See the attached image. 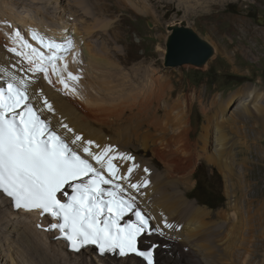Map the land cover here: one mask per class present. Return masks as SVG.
<instances>
[{
  "label": "rangeland",
  "instance_id": "obj_1",
  "mask_svg": "<svg viewBox=\"0 0 264 264\" xmlns=\"http://www.w3.org/2000/svg\"><path fill=\"white\" fill-rule=\"evenodd\" d=\"M0 9L7 11H0L2 29L14 36L17 26L12 20L19 16L18 26L23 21L27 31L18 27L21 37L36 44L42 54L49 50L33 40L30 31L49 42L64 43V38L41 33L60 30L59 23L64 21L70 31L98 44L99 66L91 71L90 84L114 106L125 97L133 100H128L132 105L123 108L119 121L111 120L102 127L101 135L118 139L122 149L138 160L134 175L142 172V160H152V166L163 172L155 151L170 154L176 161L183 159L186 181L179 184L173 170L169 187L183 189L198 214L186 207L171 216L180 220L190 238L188 243L169 241L173 257H179L181 264H264V0H0ZM24 23L37 28H27ZM176 24L191 28L213 47L214 55L202 68L164 66L168 27ZM43 25L47 28L40 29ZM73 33L68 40L82 52L72 40ZM150 81L154 89L165 92L152 109H156L163 129L141 121L145 115L133 104L137 99L134 94L142 93L138 96L142 98L152 86ZM250 87L255 90L242 108L239 103ZM226 101L230 105L225 106ZM165 108L173 114L171 123L165 122ZM180 113L190 120L187 138L180 137L182 127L174 122ZM215 127L221 130L217 138H227L224 159L214 151ZM132 133L135 138L129 140ZM202 133L209 145L206 152H201L198 144ZM150 181L146 187L153 190ZM193 191L196 198L189 195ZM203 191L216 197L220 192L223 202L209 208L205 202H216L207 200ZM195 229L200 231L196 241L191 234ZM158 240L162 241L159 236ZM10 246L21 248L14 237L0 234V264H5L1 253L11 258L6 253ZM23 259L25 264H43Z\"/></svg>",
  "mask_w": 264,
  "mask_h": 264
},
{
  "label": "snow or ice",
  "instance_id": "obj_2",
  "mask_svg": "<svg viewBox=\"0 0 264 264\" xmlns=\"http://www.w3.org/2000/svg\"><path fill=\"white\" fill-rule=\"evenodd\" d=\"M30 35L42 48L48 49L49 54H42L29 45L18 30L14 37L19 38L23 48L30 49L32 55L15 47L8 51L23 57L28 63L27 71L33 75L43 73L49 83H52L49 79L51 67L63 88L74 92L57 69V61H64V71H67L66 55L71 50V40L56 43L39 37L34 31H30ZM67 79L79 81L80 77L67 72ZM43 104L54 113L46 99ZM61 127L73 132L66 124ZM73 136L71 144L81 142L83 156L52 130L50 121L41 118L30 102L26 78L12 76L6 87L0 83V199L10 198L16 209L50 214L57 222L50 224L48 230L58 229L60 238L66 239L75 251L95 245L101 255L118 251L120 256L134 254L147 264H153L152 251L140 250L137 241L142 234L155 230L149 219L136 209V197L128 191L130 188L138 192L148 181L142 184L130 181L132 172L138 167L135 163L124 175L119 174L113 163L117 159L134 161V157L116 153L111 146L95 153L90 149L99 146L93 141H84L75 133ZM120 180L127 182L128 187L117 183ZM129 213H134L136 223H121ZM164 227L170 225L165 222Z\"/></svg>",
  "mask_w": 264,
  "mask_h": 264
},
{
  "label": "bare ground",
  "instance_id": "obj_3",
  "mask_svg": "<svg viewBox=\"0 0 264 264\" xmlns=\"http://www.w3.org/2000/svg\"><path fill=\"white\" fill-rule=\"evenodd\" d=\"M4 6H6V3ZM9 7L7 9H9ZM14 8L15 7H13V9ZM13 9L11 11H13ZM0 11L4 10L0 9ZM0 14L2 13L0 12ZM12 21L17 26V28L19 27L18 29H21V31L24 32L25 29L22 27L23 21L21 26H18L21 23L19 16ZM24 24L27 28L35 29L37 27H35L34 24H40V22H35L32 26L26 25V23ZM59 24L60 30H56V32L54 31L51 33L42 30L41 33L46 34L51 38H55L56 36V38H61V40L62 38L68 40V36L73 33L69 30L71 26H69L66 21H64V24L62 22ZM17 28L12 31V33H15ZM39 28L46 29L47 26L43 25ZM73 31H75V29ZM9 33L10 32H7V30L5 29L3 30L0 26V79L2 81H8L12 76H16L17 79H20L22 77L26 78L28 81V94L30 96V101L34 104V107L39 111V114L42 116V118L50 121L52 130L58 132L80 155L83 156L82 149L80 148L81 142H77V144L75 145L71 144V140L74 138L73 133L82 136L84 141H93L94 145H98L99 147H92L90 149L95 153H99L103 148L111 146L116 150V153H125L134 157L132 153L130 154L129 151L122 149V144L118 139L114 140V138H112L111 136V138H108L109 136L103 137L101 135L102 127L110 125L109 121L111 120L113 122L119 121V116L124 112L123 108H130V105L132 104L129 102L133 100H129L125 97V100H127V103L129 104H125L124 102L126 101L123 100V103L118 106H114L111 103L106 102L103 93H101L98 88H95L90 84L88 80L90 78V73L91 71L94 72L93 68L99 66V58H97L98 55L96 54V51L98 49H95L96 45H98L97 43L95 45V43H92L89 39H86V37L84 38L82 36L83 34L79 35L77 32L73 33V36H75V38L72 40H74L75 43L79 47H81V57L83 59L82 63H84L85 61V67L81 70L69 68L66 72H63L61 74V76L65 78L66 82L75 89V91L72 92L63 88V86L59 83V76L56 78L49 77V79L52 81V83H49L48 80L44 78V75L42 73H36L33 75L31 72L27 71V61L23 60V57H18L14 53L8 51V49L15 47L18 51L27 53L30 56L32 55L31 51L30 49H24L20 42V39L15 38L11 33ZM27 43L40 52V48L36 44H32L31 42ZM33 59L36 60L37 63L39 62L38 59L34 56ZM107 63L108 62H106V64ZM67 72L78 75L80 77L79 81L68 80ZM5 73H7V75H5ZM150 82L152 83V86L150 85V88L145 91L144 96H141L142 98L139 99L138 97L142 94L141 92L140 95H138L139 92L134 94L136 95L135 97H137V99L133 97V99H135V103L133 102V104L138 108H136L137 111L139 110V112L145 115L140 118L141 121L147 123L149 126L154 123L155 128L163 129V122L159 117L156 116V109H152L154 108L155 104H157L161 100L165 92L163 88L154 89V82ZM91 90H94V92H92ZM253 90L255 89L250 87L247 91H245L246 95L244 99H242V101L239 103L242 108L243 106L248 105V102H250L249 98L251 97V91ZM45 99L49 104L52 105L54 113L49 112L44 106L43 101ZM230 103V101H226L225 106L230 105ZM173 108L174 107H172L171 110H173ZM171 115L173 114H170L168 108H165V122L171 123L173 119L171 118ZM239 115H243L242 112ZM174 122L176 125L179 124L182 127L180 137L187 138V135L191 129L189 118L184 115V113H180L178 114L177 121ZM61 124L68 125V127H70L73 132H68L65 128L61 127ZM204 128H206V126ZM208 129L210 130V128ZM203 130L205 131L206 129ZM220 131L221 130H218V128L215 127L213 132L215 134L214 137L216 138L214 141V151L216 152L217 156H220L222 159H224L223 155L226 153L228 142L227 138L225 139L222 137H216V135L220 134ZM134 138L135 133H132L129 140H132ZM198 144L201 148V152H206L209 148V145L205 141L203 133L200 134V137L198 138ZM154 155L155 157H158L160 159L163 165V172H158L157 169L152 166V160H142V172H139L138 175H134L132 173L130 176V181L132 183L142 184L144 180H147L148 183L149 180H151L150 182H154L153 185L155 186L156 191H153L155 188L151 190L150 188L146 187L143 189L141 194H139L140 196H142V198H140L137 193L140 192V189L142 187L138 192L133 191L130 188L128 189L129 194L136 197V205L142 208L150 217L152 228L155 227L154 229L159 232V235L155 234L151 237H144L141 240V243L143 246H148L149 244L159 242H162L163 245H170L169 241L172 242V240L183 242H186L187 240L190 241V238L188 237L189 235L186 236V233L184 232L186 227L182 228L180 220L178 218H175V216L171 217L172 215H175L176 212L181 211V209L186 207L190 208L194 215L197 216L198 214V208L196 207L194 202L189 201L186 198V192L183 189L174 190L169 187L171 184L169 177L172 176L173 170L176 171L178 183H185L187 178V171L181 164L183 162V159L180 161H176L173 157H171L170 154H165L157 151H155ZM92 163L95 167H99V165H95L94 161H92ZM113 163L118 167L119 174L124 175L127 173L128 167L133 163L137 164L138 160L135 157L134 161H122L117 159L114 160ZM145 168L148 169L147 172L144 171ZM104 175L107 177V172H105ZM117 183H120L125 188L128 187L127 182L123 180L117 181ZM149 205H152L154 207H150ZM165 222L170 225V227H164ZM38 223H41L43 226H45V220L39 219L37 217V214H35L34 212L26 213L21 210L15 211L12 209L11 203L6 197L0 199V234H7L14 237V239L18 240L21 245L20 249L13 246H10L7 249L6 253L7 255H11V258H6V255L1 253V259H4L5 264H17V262L18 264H25L23 256L25 257V259L27 258V260H33L34 262L38 261V263L43 262V264H144L141 260L137 259L134 256H128L122 259L108 256L101 258L89 250H85L77 254L71 253L67 250V244L65 242H56L54 240L55 234H47L41 230L36 229V225ZM173 228H175V230ZM160 233H162V235ZM191 234L192 237H195L194 241H196V237L199 236L200 231L195 229ZM158 236L163 241L158 240ZM193 245L196 247V249L199 246L198 244L196 245V243L192 244V246ZM154 264L181 263L179 257H173L171 248L170 250H162L160 248L156 252V259L154 261Z\"/></svg>",
  "mask_w": 264,
  "mask_h": 264
},
{
  "label": "water",
  "instance_id": "obj_4",
  "mask_svg": "<svg viewBox=\"0 0 264 264\" xmlns=\"http://www.w3.org/2000/svg\"><path fill=\"white\" fill-rule=\"evenodd\" d=\"M165 67L190 65L202 68L214 55L213 47L184 24L168 27Z\"/></svg>",
  "mask_w": 264,
  "mask_h": 264
},
{
  "label": "trees",
  "instance_id": "obj_5",
  "mask_svg": "<svg viewBox=\"0 0 264 264\" xmlns=\"http://www.w3.org/2000/svg\"><path fill=\"white\" fill-rule=\"evenodd\" d=\"M197 188H199V187H198V184L196 185L194 191H195ZM194 191L191 192V193H189V195H191V197H195V196L193 195V194H194ZM203 192H204L203 194H204L206 197H208L207 200L210 198V200H213V201L216 202V204H215V203H208V202H205L204 205L208 206L209 208H211V209L216 208V207L218 206V204H220V203L223 202V197L221 196V193H220V192L218 193V196H217V197L214 196V195L210 196L206 191H203ZM205 192H206V193H205ZM195 198H196V197H195Z\"/></svg>",
  "mask_w": 264,
  "mask_h": 264
},
{
  "label": "clouds",
  "instance_id": "obj_6",
  "mask_svg": "<svg viewBox=\"0 0 264 264\" xmlns=\"http://www.w3.org/2000/svg\"><path fill=\"white\" fill-rule=\"evenodd\" d=\"M93 252V251H92ZM94 253V252H93ZM95 254V253H94ZM96 255V254H95ZM138 259V258H137ZM140 260V259H139ZM143 262V261H142Z\"/></svg>",
  "mask_w": 264,
  "mask_h": 264
}]
</instances>
